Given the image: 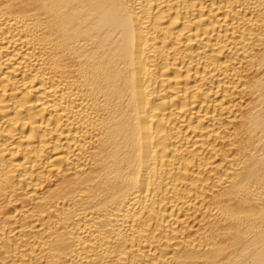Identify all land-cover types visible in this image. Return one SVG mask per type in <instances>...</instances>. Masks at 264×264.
<instances>
[{
  "label": "bare ground",
  "instance_id": "obj_1",
  "mask_svg": "<svg viewBox=\"0 0 264 264\" xmlns=\"http://www.w3.org/2000/svg\"><path fill=\"white\" fill-rule=\"evenodd\" d=\"M0 264H264V0H0Z\"/></svg>",
  "mask_w": 264,
  "mask_h": 264
}]
</instances>
